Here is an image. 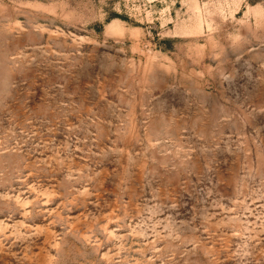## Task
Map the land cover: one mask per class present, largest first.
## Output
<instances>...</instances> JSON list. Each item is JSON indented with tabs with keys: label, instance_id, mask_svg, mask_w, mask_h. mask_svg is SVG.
<instances>
[{
	"label": "rangeland",
	"instance_id": "1",
	"mask_svg": "<svg viewBox=\"0 0 264 264\" xmlns=\"http://www.w3.org/2000/svg\"><path fill=\"white\" fill-rule=\"evenodd\" d=\"M0 264H264V0H0Z\"/></svg>",
	"mask_w": 264,
	"mask_h": 264
}]
</instances>
